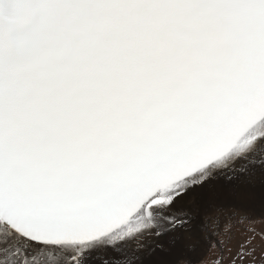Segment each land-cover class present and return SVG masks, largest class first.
Segmentation results:
<instances>
[{
	"label": "snow or ice",
	"instance_id": "obj_1",
	"mask_svg": "<svg viewBox=\"0 0 264 264\" xmlns=\"http://www.w3.org/2000/svg\"><path fill=\"white\" fill-rule=\"evenodd\" d=\"M258 212L264 0H0V264H224Z\"/></svg>",
	"mask_w": 264,
	"mask_h": 264
},
{
	"label": "rangeland",
	"instance_id": "obj_2",
	"mask_svg": "<svg viewBox=\"0 0 264 264\" xmlns=\"http://www.w3.org/2000/svg\"><path fill=\"white\" fill-rule=\"evenodd\" d=\"M257 215V214H256ZM254 215L250 221H243L240 225L233 224V234L228 245L224 248L225 261L224 264H229L228 248L231 247L232 252H236L239 243L248 235H255L252 241L255 247L254 258L246 257L244 260H237L236 264H264V212L258 216ZM244 229H250V232H245ZM225 226L222 224L221 232L217 235V239H225ZM219 250L214 246H207L202 250L201 259L197 264H217V256Z\"/></svg>",
	"mask_w": 264,
	"mask_h": 264
},
{
	"label": "bare ground",
	"instance_id": "obj_3",
	"mask_svg": "<svg viewBox=\"0 0 264 264\" xmlns=\"http://www.w3.org/2000/svg\"><path fill=\"white\" fill-rule=\"evenodd\" d=\"M259 213H260L261 215L263 214V212H258V213H256L257 215H256V214H255V215L258 216Z\"/></svg>",
	"mask_w": 264,
	"mask_h": 264
}]
</instances>
